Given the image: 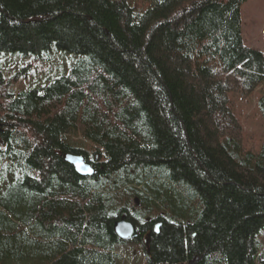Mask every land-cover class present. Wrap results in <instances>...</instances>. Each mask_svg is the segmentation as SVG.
Instances as JSON below:
<instances>
[{"label":"trees","instance_id":"1","mask_svg":"<svg viewBox=\"0 0 264 264\" xmlns=\"http://www.w3.org/2000/svg\"><path fill=\"white\" fill-rule=\"evenodd\" d=\"M247 1L0 0L1 55L78 57L23 92L0 68V264H118L123 215L147 264H264V140L244 148L229 99L264 84Z\"/></svg>","mask_w":264,"mask_h":264},{"label":"rangeland","instance_id":"2","mask_svg":"<svg viewBox=\"0 0 264 264\" xmlns=\"http://www.w3.org/2000/svg\"><path fill=\"white\" fill-rule=\"evenodd\" d=\"M137 10H144L148 0H129ZM242 34L245 45L258 49L264 54V0H248L241 7ZM50 62L34 56H13L0 54V68L12 75L17 70L25 69L26 78L16 86L17 91L39 89L49 81L59 77L72 67L77 55L54 50ZM61 74V75H59ZM264 91V84L254 90L249 96L243 97L236 92L229 94L230 107L239 119L242 128V143L246 150L258 152L264 140V121L258 107V100ZM74 145H78L89 154L94 146L84 141L80 136L73 138ZM261 260H264V234L260 237ZM118 264H147L146 246L144 242L126 241L116 247ZM194 259L189 264H195Z\"/></svg>","mask_w":264,"mask_h":264},{"label":"water","instance_id":"3","mask_svg":"<svg viewBox=\"0 0 264 264\" xmlns=\"http://www.w3.org/2000/svg\"><path fill=\"white\" fill-rule=\"evenodd\" d=\"M63 159L73 165L75 171L81 176H92L95 173V169L88 164L84 157L81 155H74L71 153H65ZM160 224L155 226V232L159 230ZM114 231L116 235L123 241L134 240L138 237L139 232L135 224L127 219L125 215L121 216L114 223ZM145 246L147 247V252L149 253V237L147 236L144 241Z\"/></svg>","mask_w":264,"mask_h":264}]
</instances>
